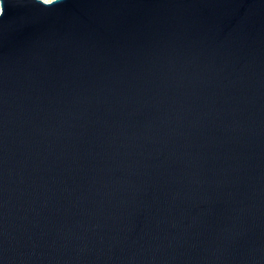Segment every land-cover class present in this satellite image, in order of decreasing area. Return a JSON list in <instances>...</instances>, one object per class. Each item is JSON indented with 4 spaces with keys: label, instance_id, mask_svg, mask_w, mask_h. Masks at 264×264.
Here are the masks:
<instances>
[{
    "label": "water",
    "instance_id": "1",
    "mask_svg": "<svg viewBox=\"0 0 264 264\" xmlns=\"http://www.w3.org/2000/svg\"><path fill=\"white\" fill-rule=\"evenodd\" d=\"M0 264H264V0H0Z\"/></svg>",
    "mask_w": 264,
    "mask_h": 264
},
{
    "label": "rangeland",
    "instance_id": "2",
    "mask_svg": "<svg viewBox=\"0 0 264 264\" xmlns=\"http://www.w3.org/2000/svg\"><path fill=\"white\" fill-rule=\"evenodd\" d=\"M44 2H51V1H54V0H43Z\"/></svg>",
    "mask_w": 264,
    "mask_h": 264
}]
</instances>
